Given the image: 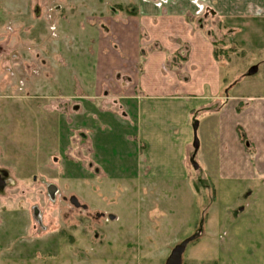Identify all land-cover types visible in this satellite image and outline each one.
I'll return each instance as SVG.
<instances>
[{
  "label": "rangeland",
  "instance_id": "obj_1",
  "mask_svg": "<svg viewBox=\"0 0 264 264\" xmlns=\"http://www.w3.org/2000/svg\"><path fill=\"white\" fill-rule=\"evenodd\" d=\"M129 1L135 2L0 0V167L15 181L0 192V213L15 210V217L1 220L0 264H165L173 246L191 236L197 239L186 245L182 264H264V181L217 178L211 146L206 157L199 149L204 140L212 145L214 125L211 118L204 119L208 106L195 98L210 88L168 81L171 71L181 73L169 58L161 71L164 84L148 88L156 93L148 97L160 98L147 101L151 118L142 120V131L147 126L162 136L154 146L147 145L145 135L136 140L138 162L152 182L123 179L121 171L128 169L106 157L93 160L92 142L78 137L82 121L91 125L87 136L92 140L107 127L99 122L98 111L83 118L77 114L74 96L82 95L81 83L86 84L84 93L93 92L95 64L101 60L95 55L93 31L96 40L112 43L111 21L127 16ZM113 9L119 12L113 15ZM227 35L214 33L222 40ZM216 48L225 84L220 94L231 92L236 81L240 91L264 83V50L262 55L242 54L227 42ZM178 54L185 56L184 51ZM254 64L258 71L248 74ZM203 77L211 82L214 74L207 70ZM111 89L103 88L122 96L120 88ZM133 93L139 102L147 92L136 87ZM107 104L123 115L121 103ZM129 109L139 108L132 103ZM181 130L190 153L185 148L179 155L185 145ZM117 139L109 140L113 158ZM149 159L154 161L149 164ZM178 171L181 176H174ZM48 183L57 187L55 199L46 193ZM11 192L15 196H8ZM70 196L86 206L78 210L82 223L76 224ZM66 210L68 219L63 220Z\"/></svg>",
  "mask_w": 264,
  "mask_h": 264
},
{
  "label": "crops",
  "instance_id": "obj_2",
  "mask_svg": "<svg viewBox=\"0 0 264 264\" xmlns=\"http://www.w3.org/2000/svg\"><path fill=\"white\" fill-rule=\"evenodd\" d=\"M202 2L207 6L208 12L200 17L195 13L196 8L191 0H165L161 4L154 0L129 1L130 9L124 11L127 16L118 18L117 22L116 19L108 21L113 22L108 30L109 33L113 30L112 43L106 45L103 41L96 40L97 32L93 31L92 37L95 40L93 47L97 48L95 55L98 53L97 59L101 57L95 64L96 81L94 85L91 83L94 87L93 92L84 93L86 84L81 83L82 95L74 97L79 107L77 114L83 118L84 114L98 111L101 113L99 122L106 124L107 127L102 133L95 134L92 140L91 125H86L82 121L78 126L81 136L78 137L82 140L89 139L90 144L92 142L93 160L94 158L104 160L106 157L107 161L112 160V165L117 162L128 169L129 172L121 171L123 179L136 178L135 181L145 183L153 181L150 179L152 175L145 169L142 171V164L138 162L137 149L141 146L136 140L139 138L141 141L145 135L147 145L154 146L157 138L162 136L159 129L148 130L145 126L146 131H142V120L151 118V106L147 101L160 98L148 97V94H156L148 93V88L149 85L164 84L161 71L166 68L165 64L169 58L172 64L179 65L177 70H181V73L171 71L168 81L178 83L175 85H185L187 82L191 86L207 85L206 87L210 88V93L195 98L208 106L204 119L207 121V118H211L210 121L214 125L210 137L212 145L203 139L204 144L200 142L199 149L203 147L202 156L206 157L211 146V157L215 161L217 178L246 183L256 178L264 181V83L253 82L249 84L250 90L240 91L236 81L231 92L226 90L220 94L225 85L224 78L219 57L213 54L215 42L219 40L214 37V33L221 37H224L225 33L228 34L226 39L222 40L220 37V43L223 45L226 42L230 43L231 49H237V52L241 51L244 54L249 50L252 52L251 55L263 54L264 40L257 36H264V33L258 32V28H264V0H202ZM117 12H119L117 9L111 11L113 15ZM200 18L202 20H199ZM259 24L262 26L258 27ZM182 51L185 52L183 59V56L178 54ZM14 57L16 58L15 55L12 58ZM254 65L256 70L252 74L257 72L259 67L257 64ZM207 70L214 74L211 82L203 77ZM181 74L183 80L178 77ZM105 87L112 88V91L114 88H120L122 96L115 92L108 93L107 90H103ZM132 87H143L147 92L139 97V102L138 95H134ZM68 94L66 93L67 97ZM119 98L123 100L119 101ZM116 102L121 103L120 108L124 107L123 115L116 114L112 110L114 107L110 109L104 105L106 103L115 105ZM132 103L139 109L132 112L129 109ZM205 125L207 126L208 122ZM183 132L185 131L181 130L180 135L185 145L180 146L179 155L185 148L188 149L186 135ZM87 133H90L89 138ZM116 136L119 143L113 149L117 150L112 154L113 158L109 140ZM98 141L102 144L101 147H97ZM187 152L190 153V149ZM0 156L2 157L1 154ZM148 161L150 164L154 160ZM105 166H109L108 163ZM161 176L163 177L162 174ZM174 176L181 174L178 171ZM159 177L160 172L157 179ZM12 211L15 210L0 213V224L3 223L1 220L4 216L15 217V212Z\"/></svg>",
  "mask_w": 264,
  "mask_h": 264
},
{
  "label": "water",
  "instance_id": "obj_3",
  "mask_svg": "<svg viewBox=\"0 0 264 264\" xmlns=\"http://www.w3.org/2000/svg\"><path fill=\"white\" fill-rule=\"evenodd\" d=\"M256 70V67H252L249 70V73H253ZM196 125L194 126V130H195ZM195 132V131H194ZM194 149H197L198 147V141L196 136H194ZM56 186L54 184H49L47 186V192L50 196L51 199H54L55 196V192H56ZM70 202L74 205V206H78L79 202L77 200V198L75 196H71L70 197ZM38 212V210H37ZM33 217L35 219V213L33 212ZM193 239V237H187L184 238L182 241H180L179 243H177L176 245L173 246V248L170 250L166 260H165V264H182V253L187 245V243L189 241H191Z\"/></svg>",
  "mask_w": 264,
  "mask_h": 264
},
{
  "label": "flooded vegetation",
  "instance_id": "obj_4",
  "mask_svg": "<svg viewBox=\"0 0 264 264\" xmlns=\"http://www.w3.org/2000/svg\"><path fill=\"white\" fill-rule=\"evenodd\" d=\"M11 176V173L9 172V170L8 169H6V168H3V167H0V192L1 193H4V191H5V189L8 187V185H9V183H13V185L15 184L14 182V180L12 179V176ZM49 184H53V183H48V184H46V193L48 194V192H47V186L49 185ZM57 188V187H56ZM15 193L16 192H11V193H9V195L8 196H15ZM57 193V189H56V192H55V194ZM48 196H49V194H48ZM50 197V196H49ZM71 197V196H70ZM70 197L67 199V201L73 206V209L75 210V213H76V224H78V223H82V216H81V214H80V212L79 211H84L85 209H86V206H84L83 204H80L79 203V205L78 206H74L71 202H70ZM54 199H55V196H54ZM3 208V207H2ZM32 208V218H33V208L34 207H31ZM79 210V211H78ZM1 211V210H0ZM62 218H63V220H67L68 219V216H67V210L66 211H64V212H62ZM35 220V219H34ZM40 227V226H39ZM68 234V233H67ZM69 236V235H68ZM70 241H72L71 240V238H70Z\"/></svg>",
  "mask_w": 264,
  "mask_h": 264
},
{
  "label": "built area",
  "instance_id": "obj_5",
  "mask_svg": "<svg viewBox=\"0 0 264 264\" xmlns=\"http://www.w3.org/2000/svg\"><path fill=\"white\" fill-rule=\"evenodd\" d=\"M165 0H157L158 4L163 3ZM192 2L195 4L196 6V12H200L203 10V5L199 2V0H192Z\"/></svg>",
  "mask_w": 264,
  "mask_h": 264
},
{
  "label": "trees",
  "instance_id": "obj_6",
  "mask_svg": "<svg viewBox=\"0 0 264 264\" xmlns=\"http://www.w3.org/2000/svg\"><path fill=\"white\" fill-rule=\"evenodd\" d=\"M218 42H221V41L218 40L217 42H215V48H214V50H213V54H214V56L217 57V58H218V55H219V54H218V48H216ZM184 57H185V56H183L182 59H183ZM195 239H197V238H194V240H192L191 242L195 241Z\"/></svg>",
  "mask_w": 264,
  "mask_h": 264
}]
</instances>
